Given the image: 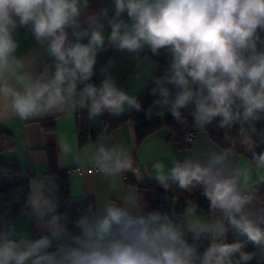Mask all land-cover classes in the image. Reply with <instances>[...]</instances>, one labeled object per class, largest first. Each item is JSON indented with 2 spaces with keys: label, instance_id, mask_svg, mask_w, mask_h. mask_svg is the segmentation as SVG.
Masks as SVG:
<instances>
[{
  "label": "clouds",
  "instance_id": "1",
  "mask_svg": "<svg viewBox=\"0 0 264 264\" xmlns=\"http://www.w3.org/2000/svg\"><path fill=\"white\" fill-rule=\"evenodd\" d=\"M89 6V0H0V101L21 120L78 107L92 115L118 116L126 105L139 110L136 97L106 69L100 70V84L90 82L98 53L108 47L168 57L152 93L159 97L154 104L169 108L177 120L181 109L191 108L196 124L219 118V127L239 124L243 133L244 125L255 131L254 122L264 119V0H111L96 12H88ZM19 29L46 45L54 61L50 69L38 75L18 71L24 68L15 55ZM228 155L213 153L206 164L175 161L167 174L163 163L154 165L165 188L168 181L185 190L200 187L221 214L193 225V240L212 238L202 252L168 213L144 211L138 201L89 209L70 229L43 189H34L27 204L38 215L53 213L48 234L30 239L0 229V264H248L264 258V207H253L257 197L242 190L239 172L228 169ZM253 161L264 166V152L253 153ZM95 163L106 175L132 169L120 145L100 143ZM229 228L257 251L226 242Z\"/></svg>",
  "mask_w": 264,
  "mask_h": 264
},
{
  "label": "crops",
  "instance_id": "2",
  "mask_svg": "<svg viewBox=\"0 0 264 264\" xmlns=\"http://www.w3.org/2000/svg\"><path fill=\"white\" fill-rule=\"evenodd\" d=\"M110 3L111 0H89L88 12L109 7ZM16 39L19 47L15 55L24 62V68L18 71L38 75L45 68H51L53 60L45 50L46 45L36 41L30 30L19 29ZM162 65L169 66L168 57L163 52L157 56L145 49L137 55L108 47L106 51L98 53L96 74L92 78L97 85L100 84L104 78L100 70L104 68L105 74L111 76L118 87L138 100ZM133 110L126 105L124 112L116 115L123 121L122 124L111 134H103L101 114L92 115L87 107L66 109L21 120L0 101V134L10 133L14 140L13 149L0 151V161L16 162L23 175L30 181L32 190L43 189L47 196L46 186L54 178L48 174L46 147L54 144L57 149L59 170L68 171L71 199L94 202L96 212L102 211L110 204H122L127 199L137 201V188L127 185L122 172L117 175H106L96 165L95 154L100 143L106 146L120 145L125 149L126 154L140 167L141 171L134 174L138 186L159 183L154 168L157 162L165 165L164 171L167 174L175 161L191 159L193 162L206 164L213 153L228 151L226 161L228 169L230 172H239L238 183L242 190H251L255 193L264 187V166L258 167L249 160V155L257 149L252 142L236 143L232 148L222 149L209 138L206 130L198 127L190 146L180 148L169 130L163 127L137 144L133 124L127 119ZM170 114L171 111L168 110L162 113L161 117L166 121ZM83 117L93 136L85 144H80L78 130ZM65 147L68 149L67 152L63 150ZM75 169H80L81 173H77ZM253 207H264V203L257 198ZM192 210V214H188L190 237L196 230L193 225L221 216L218 211L212 209L209 212ZM34 215L36 213L31 210L9 222L6 228L13 229L17 235L30 239L47 235L50 222L34 223ZM231 230L229 228L227 236Z\"/></svg>",
  "mask_w": 264,
  "mask_h": 264
},
{
  "label": "trees",
  "instance_id": "3",
  "mask_svg": "<svg viewBox=\"0 0 264 264\" xmlns=\"http://www.w3.org/2000/svg\"><path fill=\"white\" fill-rule=\"evenodd\" d=\"M167 68V66L162 65L158 69L138 98L141 108L139 110L134 109L127 118L133 124L137 144H140L150 134L165 127L169 130L171 136L175 138L180 148H187L190 146V143L187 142L189 131L193 128L202 127L206 130L209 138L222 149L232 148L236 143L249 141L257 147L253 153L258 155L264 152V119L254 122L255 131L248 125H244L243 133L239 124L234 125L232 128L219 127V118L206 125L196 124L190 114L191 108L181 109L180 120L170 114L169 118L164 121L161 114L170 109L154 104V101L159 97L158 95H153L152 89L155 87L154 79L164 75ZM90 82L96 84L93 78ZM101 119L103 134H111L123 122L116 115L107 111L101 114ZM92 136L93 134H90L87 127L86 119L83 117L78 130L79 143L85 144ZM13 148L14 140L12 135L7 132L1 133L0 151ZM46 153L48 174L54 178L53 181L47 184L46 194L56 207L55 214L62 216L64 218L62 222L72 229V222L85 211L91 209L92 212H96L95 204L92 201H73L71 199L68 174L63 173L58 168L56 146L54 144L47 145ZM253 153L249 155V160L252 164H255ZM122 173L125 175L127 185L137 188V201L144 211L158 210L168 213L182 226L188 242L194 244L200 252L212 243V239L208 235H202L199 240H193L188 235L187 210L197 209L205 212L211 210L209 201L203 195L202 188L195 187L185 190L171 181H168L167 188L161 183H148L144 186H138L134 175L127 171ZM32 191L30 181L23 175L16 162L0 161V229L6 228L9 222L32 210L27 204ZM254 194L264 203V187ZM52 215L53 213L36 214L33 216V222H50ZM236 241L245 243L244 251H257L254 245L246 241V237L231 230L226 242L232 243ZM53 243L55 244L57 241L54 240ZM238 258V256L234 257V259ZM248 264H264V258L256 256Z\"/></svg>",
  "mask_w": 264,
  "mask_h": 264
},
{
  "label": "built area",
  "instance_id": "4",
  "mask_svg": "<svg viewBox=\"0 0 264 264\" xmlns=\"http://www.w3.org/2000/svg\"><path fill=\"white\" fill-rule=\"evenodd\" d=\"M196 131H197V128H193V129H191L190 131H189V133H188V135H187V142L188 143H191L192 141H193V138H194V136H195V134H196ZM132 159V158H131ZM75 171L77 172V173H81V170L80 169H75ZM141 170H140V167L137 165V164H135L134 162H133V159H132V169H130V170H127V172L128 173H130V174H132V175H134L135 173H139ZM63 173H66V174H68V171H63ZM125 176V175H124Z\"/></svg>",
  "mask_w": 264,
  "mask_h": 264
}]
</instances>
